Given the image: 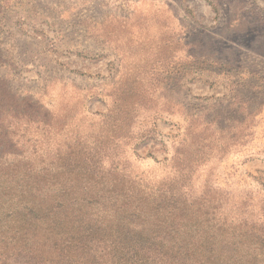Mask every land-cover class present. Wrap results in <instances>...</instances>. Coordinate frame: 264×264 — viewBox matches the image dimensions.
Segmentation results:
<instances>
[{"label":"rangeland","instance_id":"374dc122","mask_svg":"<svg viewBox=\"0 0 264 264\" xmlns=\"http://www.w3.org/2000/svg\"><path fill=\"white\" fill-rule=\"evenodd\" d=\"M0 77L68 135L88 114L121 117L134 174L186 170L264 203V0H0ZM215 242L236 256L218 264H264L257 239ZM202 252L183 257L209 264Z\"/></svg>","mask_w":264,"mask_h":264},{"label":"trees","instance_id":"16d2710c","mask_svg":"<svg viewBox=\"0 0 264 264\" xmlns=\"http://www.w3.org/2000/svg\"><path fill=\"white\" fill-rule=\"evenodd\" d=\"M110 118L88 114L68 135L0 77V264H196L183 256L197 249L218 264L236 256L215 240L238 253L264 243L263 202L196 187L186 170L134 174L113 131L124 120Z\"/></svg>","mask_w":264,"mask_h":264}]
</instances>
